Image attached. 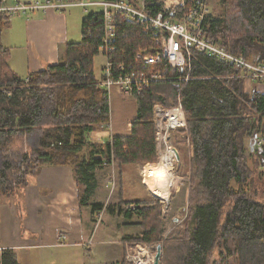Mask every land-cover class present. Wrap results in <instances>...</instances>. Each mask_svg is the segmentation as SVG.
Here are the masks:
<instances>
[{
    "label": "trees",
    "instance_id": "obj_1",
    "mask_svg": "<svg viewBox=\"0 0 264 264\" xmlns=\"http://www.w3.org/2000/svg\"><path fill=\"white\" fill-rule=\"evenodd\" d=\"M145 1L147 13L163 12L161 0ZM193 1L186 0L188 12ZM220 1V14L206 19L205 36L264 64V0ZM10 17L0 13V36ZM81 36L65 46L62 63L26 79L12 71L11 51L0 41V203L21 199L43 168L70 167L82 212L90 207L95 216L104 209L92 203L97 171L115 165L122 191L124 167L157 163L154 105L171 110L180 96L187 123L180 131L190 146L188 217L168 234L159 201H121L136 206L125 217L135 215L143 229L122 244H158L160 264H264V149H253L264 135V94L247 93L240 71L192 50L189 67L164 68L165 81L132 96L137 117L129 137H94L110 129L112 112L110 93L94 70L101 13L85 16ZM115 44L117 62L134 64L136 72L159 70L136 62L152 46L143 25L119 16ZM127 260L116 264H133ZM0 264H20L17 253L0 250Z\"/></svg>",
    "mask_w": 264,
    "mask_h": 264
},
{
    "label": "crops",
    "instance_id": "obj_2",
    "mask_svg": "<svg viewBox=\"0 0 264 264\" xmlns=\"http://www.w3.org/2000/svg\"><path fill=\"white\" fill-rule=\"evenodd\" d=\"M16 1L23 0H8L7 3L13 5ZM88 1L94 4L103 0ZM99 12L98 8L91 9V13ZM84 18L83 10L77 7L48 13L35 12L30 19L10 17L0 41L11 51L8 62L12 71L26 79L30 73L43 72L47 66L62 63L65 46L82 40ZM102 78L103 71L97 79L100 81ZM244 84L247 93L256 90L264 94V84ZM111 95L119 107V115L114 118L111 114V134L129 137L131 124L137 117V103L123 99L130 95H124L118 88H114ZM142 167L146 168L135 166L136 170ZM106 171L107 168L96 173L98 189L92 199L93 204L107 201L106 181L100 175ZM32 182L21 199L7 198L0 203V250H14L18 257L25 254L28 264H88L85 248L92 228L90 222H85L84 211L80 207L73 169L45 167ZM84 210L89 211L90 207ZM91 219L96 218L91 215ZM61 237L66 238L62 240ZM120 243V254L114 253V248L109 254L111 257L119 255L116 263L124 254ZM109 244L114 246L116 242Z\"/></svg>",
    "mask_w": 264,
    "mask_h": 264
},
{
    "label": "built area",
    "instance_id": "obj_3",
    "mask_svg": "<svg viewBox=\"0 0 264 264\" xmlns=\"http://www.w3.org/2000/svg\"><path fill=\"white\" fill-rule=\"evenodd\" d=\"M8 0H1L0 13L17 16L24 15L30 19L31 15L37 11L48 13L52 10H62L72 7L82 8L84 15L91 13V9L100 8L102 14L103 39L100 46V55L105 59L103 66V78L100 85L109 91L110 95L114 88H118L124 95L131 97L135 93H141L150 83L165 81V67L174 69L190 66L191 51L204 54L206 57L216 59L234 67L241 72L244 82L264 84V64L256 61L246 60L230 52L220 42H216L205 36L206 19L210 15L208 0H194L190 10L186 9V0H161L163 12L156 16L147 13L145 0H103L100 3H92L88 0H23L16 1L12 6ZM187 10V11H186ZM182 11V12H181ZM122 16L125 20L134 21L144 26L145 32L150 34L152 46L148 51L139 53L136 62L143 65H153L159 68L158 71L146 73L144 70L136 72L134 64L128 66L125 62H117L116 55V33L117 18ZM93 26L97 24L93 21ZM91 36V32H89ZM123 55V53H121ZM189 78L185 81L187 82ZM25 83H28L25 80ZM181 93V90H180ZM154 122L156 126V140L159 156L162 155L163 146L171 139V131L178 129L187 130V123L183 112L181 99L179 96L175 108L168 110L162 105H154ZM175 112V114H173ZM177 116L176 121H172L173 115ZM111 130V124H110ZM110 138L113 134L110 133ZM264 135H260L254 142L256 150L263 151ZM168 147L167 150H169ZM174 150V158L177 160V151ZM114 166V165H112ZM189 181V180H188ZM116 181L113 179L112 185ZM105 209L98 213V217L103 218ZM97 216V214H96ZM66 237H61L65 240ZM149 248L147 245L137 246L136 249L128 253V259L134 264H141L142 260L136 262L133 254H139V249ZM146 250H142L145 252ZM149 258V257H148ZM154 264V262H153Z\"/></svg>",
    "mask_w": 264,
    "mask_h": 264
},
{
    "label": "rangeland",
    "instance_id": "obj_4",
    "mask_svg": "<svg viewBox=\"0 0 264 264\" xmlns=\"http://www.w3.org/2000/svg\"><path fill=\"white\" fill-rule=\"evenodd\" d=\"M209 4V13L210 15H219L222 10V1L220 0H208ZM12 6V5H10ZM75 8V7H72ZM80 8V7H77ZM82 9V8H81ZM100 9V8H99ZM101 10V9H100ZM57 11V10H52ZM40 12V11H37ZM20 17L27 18L24 15H17ZM105 63V59L102 55H98L95 58V74L98 79L102 76V69ZM111 95L110 105H111V114L115 118L116 115H119L118 112V103L116 99L112 98ZM124 97V96H123ZM114 99V100H113ZM123 99H126L133 103L134 98L130 96H125ZM135 102V101H134ZM136 103V102H135ZM156 105V104H155ZM161 105V104H160ZM135 106V104H134ZM133 106V109H134ZM163 106V105H162ZM164 107V106H163ZM165 108V107H164ZM137 109V107H136ZM111 130H106V132H97L94 137L98 135L109 138ZM172 137L166 143L167 147L163 146L162 155H166L169 150L168 147L175 148L177 151L176 160L174 155L172 157L173 163V172L174 174L181 178V182H179V186L172 187L169 191H157L158 185L145 174L144 168H136L134 167V171L132 170V166L124 167V186L121 191L120 187V174L119 169L114 166L106 167L107 171L101 173L100 175L103 177V180L106 181L105 187L107 191V201L101 203L104 207V216L103 218L95 215V220L91 219V211L83 212L85 222L91 223L92 230L89 233V243L86 245L85 251L88 258V264H116L115 261L119 259V255L111 257L110 251L114 248V253L120 254L119 243L121 239L120 245H122V240L127 237H141L143 235V229L140 226V220L134 215L133 218L127 219L125 214L128 211H133L136 209V206L124 205L120 203L121 201H151L156 200L159 201L163 205V214L165 224L168 227V234L175 227H183V222L188 217V187H189V174H190V146L187 143L185 133H182L180 129L177 131H171ZM95 141V140H94ZM159 156V160L161 156ZM158 160V161H159ZM141 166V165H140ZM261 172H264L262 168ZM103 174V175H102ZM115 179V186L112 185V181ZM122 192V194H121ZM94 200V199H93ZM106 200V199H105ZM122 205V206H121ZM113 211V212H111ZM116 242L114 246H111L109 242ZM147 244H126L124 247V254L122 259L126 257L128 259V253H131L132 248L136 249L137 246H144ZM149 248L145 252L141 249L137 251L139 254H133L134 257H139V259H135L136 262H139L140 259L145 264H153L155 262L157 253H158V244L147 245ZM149 257V258H148ZM19 258L20 264H28L25 260L26 255H22ZM128 262L129 259L127 260ZM132 263V262H130ZM134 264V263H133Z\"/></svg>",
    "mask_w": 264,
    "mask_h": 264
},
{
    "label": "bare ground",
    "instance_id": "obj_5",
    "mask_svg": "<svg viewBox=\"0 0 264 264\" xmlns=\"http://www.w3.org/2000/svg\"><path fill=\"white\" fill-rule=\"evenodd\" d=\"M173 114H175V112ZM171 120L176 121L177 116L173 115L171 117ZM174 153V150L172 148H169L168 153L164 156L162 155L157 163L144 166L146 168L143 172L147 174L149 178L154 180V182L158 185L157 191H169L172 187L179 186V182H181L182 180L181 178L177 177L173 172L174 168L172 163V157ZM141 264L145 263L142 262Z\"/></svg>",
    "mask_w": 264,
    "mask_h": 264
},
{
    "label": "water",
    "instance_id": "obj_6",
    "mask_svg": "<svg viewBox=\"0 0 264 264\" xmlns=\"http://www.w3.org/2000/svg\"><path fill=\"white\" fill-rule=\"evenodd\" d=\"M253 149H254V145H253ZM161 255H162V247L158 246V253H157L154 264H160Z\"/></svg>",
    "mask_w": 264,
    "mask_h": 264
}]
</instances>
